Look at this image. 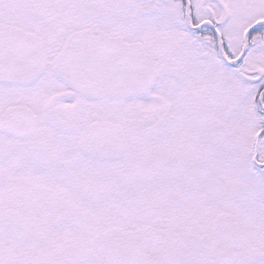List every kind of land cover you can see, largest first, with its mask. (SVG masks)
Returning a JSON list of instances; mask_svg holds the SVG:
<instances>
[{
    "label": "snow or ice",
    "instance_id": "obj_1",
    "mask_svg": "<svg viewBox=\"0 0 264 264\" xmlns=\"http://www.w3.org/2000/svg\"><path fill=\"white\" fill-rule=\"evenodd\" d=\"M0 264H264V0H0Z\"/></svg>",
    "mask_w": 264,
    "mask_h": 264
}]
</instances>
